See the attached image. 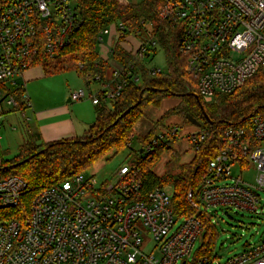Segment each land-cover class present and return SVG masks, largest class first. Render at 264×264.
<instances>
[{
	"label": "built area",
	"instance_id": "built-area-1",
	"mask_svg": "<svg viewBox=\"0 0 264 264\" xmlns=\"http://www.w3.org/2000/svg\"><path fill=\"white\" fill-rule=\"evenodd\" d=\"M79 2L0 0V130L8 112L26 116L31 100L24 74L44 64L43 54L64 67L73 63L83 69V60L64 52L76 42L75 31L81 24ZM160 16L179 29V50L204 99L231 93L258 71L264 73V0H163ZM142 24L149 38L126 37L132 48L123 47L135 56L126 64L112 58L113 41L124 24L112 22L100 31L98 51L100 44H106V36L108 45L99 55L113 67L114 86L89 95L80 88L71 94L72 101L89 96L96 105H108L118 99L126 77L134 76L138 59H149L146 54L158 45L151 24L145 20ZM152 70V74L162 71ZM95 78L101 79L99 75ZM245 120L243 127L232 122L225 126L199 189L188 190L187 199L198 212L218 205L259 212L264 148L258 145L264 140V108L255 109ZM180 135L179 127L171 125L142 149L150 152L159 144L171 145ZM187 136L194 151L206 140L200 128ZM135 138L136 132L128 146ZM246 158L257 168L256 184L232 174L233 163L243 160L244 165ZM136 163L123 164L115 182L99 185L94 176L81 173L40 190L25 219L0 221V264H177L183 259L187 264L194 243L203 235L201 220L195 215L178 218L172 208L173 191L167 187L156 186L140 197L141 169ZM26 189L27 182L19 176L0 179V207L17 206ZM150 239L154 244L147 251ZM194 264H264V242L225 262L201 256Z\"/></svg>",
	"mask_w": 264,
	"mask_h": 264
},
{
	"label": "trees",
	"instance_id": "trees-1",
	"mask_svg": "<svg viewBox=\"0 0 264 264\" xmlns=\"http://www.w3.org/2000/svg\"><path fill=\"white\" fill-rule=\"evenodd\" d=\"M162 3L163 0H139L135 3L120 0H80L81 24L75 31L76 42L67 46L64 52H70L75 60L81 59L85 62L79 72L86 83L97 80V75L101 77L98 81H101L107 76L108 68L112 67L108 60L100 57L97 46L100 31L112 22L124 24L114 43V60L126 64L135 59L121 42L129 35L145 39L143 20L151 24L150 32L156 33L158 45L151 53L146 54L149 59H138L137 70L134 76L126 77L118 99L110 107L104 104L97 106L96 119L84 135L40 144L27 140L19 145L14 157L1 159L0 179L12 175L19 176L27 182V189L17 206L0 207V220L25 219L29 214L32 199L40 190L59 185L66 179L84 173L109 152L127 147L131 134L135 133L136 123L145 115V109L158 107L163 99L177 96L179 104L156 120L147 135L137 138L145 145L166 118L180 115L186 122L191 123L188 117L191 115L201 122L199 128L206 134V140L201 143V147L195 151L193 159L188 163L181 162V154L169 145L159 144L150 152L145 149L143 152L141 149L135 151L138 161L136 164L141 169L138 177L141 182L138 195L146 196L156 186H173L172 208L176 216L182 218L195 215L202 222V245L192 264L201 256L213 258L212 245L216 231L212 215L193 208L187 199V193L190 189H199L206 167L222 142L225 126L232 122L243 127L251 112L264 108V73L258 71L235 91L218 93L209 102L200 96L207 114L215 121L214 124L210 123L205 118L197 98L189 94L199 93L198 82L188 71L187 59L179 50V29L171 27L161 19ZM159 49L165 53L168 72L152 74L154 68L149 67L148 63L152 54H157ZM42 57V67L46 73L67 68L44 54ZM86 75H92L93 78L86 79ZM141 92V102L114 124L127 108L138 101ZM246 127L250 130V126ZM165 150L171 155L172 168L165 174L158 175L154 171V164L161 159Z\"/></svg>",
	"mask_w": 264,
	"mask_h": 264
},
{
	"label": "rangeland",
	"instance_id": "rangeland-1",
	"mask_svg": "<svg viewBox=\"0 0 264 264\" xmlns=\"http://www.w3.org/2000/svg\"><path fill=\"white\" fill-rule=\"evenodd\" d=\"M148 28H150V25ZM131 38L133 39L134 37ZM136 38L138 39L137 36ZM144 38H149L147 32H144ZM116 40L117 38L114 39L113 44L116 42ZM133 42V45L136 46L137 44L135 43H137V41L134 40ZM105 43L106 44L99 45V51L105 50V47L108 45V36L105 37ZM121 43L127 49L132 48L128 41H123ZM148 66L151 68L161 69L162 73L168 72L165 53L162 49H159L157 54H152ZM34 69L36 73H42V76H33V78H29L28 81L26 79V90L32 98L38 97L44 92H49L53 95L72 94L74 91L80 88L85 89L89 95L90 90L95 91V89L98 87V85L94 82H92L90 87L87 86L83 76L73 65V63H70L69 68L56 72L53 71L51 73H46L41 67L38 66ZM108 76L110 79L113 77V67L111 66L107 70V77ZM178 100L179 97L177 96L168 97L162 102L160 106L149 107L145 109L146 114L150 116L151 109H156L160 113L164 112L169 107L174 106ZM88 101H92L89 96L77 104L81 102L87 104ZM206 101L209 102L210 100L206 99ZM165 113H163V115ZM163 115L161 117H163ZM20 116L21 115L19 113L17 117ZM21 117L18 118L16 130L11 129V131H9L8 129L7 131L5 128L0 130V161L2 158L9 159L17 153V142H20L21 132L23 133L22 130H24L25 127L24 120ZM161 117L158 118L161 119ZM146 121L147 124L143 127V124L146 123ZM150 123L151 122L148 121L146 116L143 117L136 124L135 132L138 134H141V132H146L147 126ZM171 125H177L181 130L180 137L171 143L172 148L182 153V162L189 161L194 156V149L187 135L190 131H198L199 126L192 122H186L180 115H171L170 117L166 118L164 122L158 126V128H156L155 134L158 135L159 133H162L163 130ZM183 130L187 131L183 132ZM140 143L141 141L139 142V139L135 138L132 141L131 146L121 148L118 151L109 152L84 173L88 177L94 176L99 185L105 181L115 182L117 179L118 170L123 164H130L133 160L138 162L135 153H137L138 150L143 147ZM146 143L147 142H145V144ZM258 146L264 148V140H261ZM169 160L170 153L168 150H165L161 156V159L154 164V171L159 175H163L165 172L170 170L172 167ZM232 174L236 176L242 175L243 179L251 184H256L257 182V168L250 158H246L244 165L241 166L239 161L234 162ZM167 188L168 190L173 191V186L170 185L167 186ZM260 195L262 198V205L259 207V212H250L226 205H218L208 209L207 212L212 215V221L215 224L216 231L214 243L212 245L213 258L218 261L225 262L233 255L244 251L250 246L259 245L264 242V192H260ZM153 244L154 241L150 239V243L146 247L147 251L152 249ZM201 245L202 238L200 236L194 243L191 254L186 258L187 264H192L193 258L195 257ZM183 261L184 259L180 260L177 264H183Z\"/></svg>",
	"mask_w": 264,
	"mask_h": 264
},
{
	"label": "crops",
	"instance_id": "crops-1",
	"mask_svg": "<svg viewBox=\"0 0 264 264\" xmlns=\"http://www.w3.org/2000/svg\"><path fill=\"white\" fill-rule=\"evenodd\" d=\"M35 67H31L25 72L24 77L25 79H27V81L29 78H33V76H42V73L40 72L36 73V71H34ZM38 67H41L43 69L42 66H38ZM92 82L98 85L95 91L96 90L98 91L103 87H107L109 89L114 86L113 77L112 79H110L109 76L108 77L105 76V78H103L101 81L94 80L91 81L90 83H86V82L85 83L87 84V86L90 87L92 85ZM166 99L167 98L163 99V101ZM30 100H31V107L26 109L25 117L19 111L8 112L4 117L2 129L5 128L7 131L8 129L9 131H11V129L12 130L17 129L18 118H20L21 116H22L21 118H23L24 120L25 127L24 130H22L23 133L21 132L20 142H17V146H16L17 152L19 145L27 140H33L37 144H40L43 142L48 143L63 139L74 138L77 136H82L88 131L89 127L94 123L96 119V109L98 105L94 104L92 101H88L87 104L83 102L77 104L80 101H72L71 94L53 95L52 93L44 92L41 93L38 97L35 98L30 97ZM179 102L180 101L178 100L174 106L169 107L168 109H166L164 112L161 113L158 112L156 109H151L150 116L147 115L145 111V115L143 117L146 116L148 118V121L151 123L147 126L146 132H141V134L136 133L137 136L142 137L147 135L150 129L152 128L153 123L159 119L158 117H161L163 113L177 106ZM111 105L112 103H109L107 106L110 107ZM19 113L21 116L17 117ZM146 124L147 121L146 123L143 124V127ZM186 131L187 130H183V132ZM140 141L141 140L139 139V142ZM140 144H142V141ZM169 146L172 147V144ZM180 154L182 159V153ZM194 155H195V151H194ZM193 157L189 161L183 163L190 162L193 159ZM170 159H171V155H170ZM239 162H240V166L243 165V161H239Z\"/></svg>",
	"mask_w": 264,
	"mask_h": 264
},
{
	"label": "water",
	"instance_id": "water-1",
	"mask_svg": "<svg viewBox=\"0 0 264 264\" xmlns=\"http://www.w3.org/2000/svg\"><path fill=\"white\" fill-rule=\"evenodd\" d=\"M189 94L194 95V96L197 98L198 102L200 103V107H201V109H202V111H203V113H204L205 118H206L210 123L214 124L215 121L211 120V118H210L209 115L207 114V112H206V110H205V108H204V106H203V104H202V102H201V100H200V95H199V93H198V92H191V93H189ZM181 95H183V94H181ZM142 96H143V92L140 93V96H139L138 101H137L135 104H133L131 107L127 108V109H126V110L120 115V117L114 122V124H116V123L120 120V118H122L123 116H125V115H126L131 109L135 108V107L141 102V100H142ZM188 117H189V119L191 120L192 123L196 124L197 126H200V125H201V122H199L196 118L192 117L191 115H188ZM141 152H143V149H141Z\"/></svg>",
	"mask_w": 264,
	"mask_h": 264
}]
</instances>
